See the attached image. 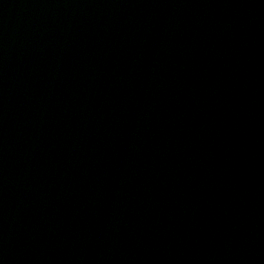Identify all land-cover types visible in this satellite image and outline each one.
I'll list each match as a JSON object with an SVG mask.
<instances>
[{
	"label": "water",
	"instance_id": "95a60500",
	"mask_svg": "<svg viewBox=\"0 0 264 264\" xmlns=\"http://www.w3.org/2000/svg\"><path fill=\"white\" fill-rule=\"evenodd\" d=\"M0 264H264V0H119L0 56Z\"/></svg>",
	"mask_w": 264,
	"mask_h": 264
}]
</instances>
